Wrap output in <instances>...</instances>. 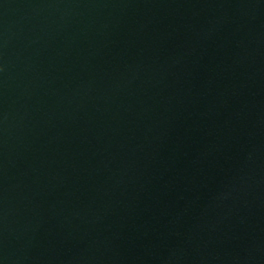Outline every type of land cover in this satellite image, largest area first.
Masks as SVG:
<instances>
[{"label": "water", "instance_id": "1", "mask_svg": "<svg viewBox=\"0 0 264 264\" xmlns=\"http://www.w3.org/2000/svg\"><path fill=\"white\" fill-rule=\"evenodd\" d=\"M0 264H264V0H0Z\"/></svg>", "mask_w": 264, "mask_h": 264}]
</instances>
